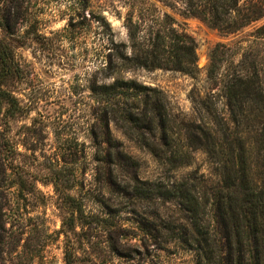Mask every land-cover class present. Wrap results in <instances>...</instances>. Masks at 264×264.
<instances>
[{
    "label": "rangeland",
    "instance_id": "obj_1",
    "mask_svg": "<svg viewBox=\"0 0 264 264\" xmlns=\"http://www.w3.org/2000/svg\"><path fill=\"white\" fill-rule=\"evenodd\" d=\"M21 3L23 16L9 17L13 33L0 22V55L9 69L2 89L19 103L17 110L9 109L4 100L0 110V131L12 145L11 152L7 146L2 153L9 188L0 215V264H196L194 251L166 230L180 215L177 206L157 194L144 199L136 193L146 183L162 186L193 177L216 181L213 160L197 152L190 166L170 170L114 122L109 126L113 151L121 150L135 165L94 159L91 127L97 105L92 89L104 82L108 34L101 21L104 17L110 23L113 39L128 43L124 22L129 15L137 21L167 13L195 39V76L143 69L124 73L163 92L172 110L189 118L199 114L198 101L211 95L227 115L219 88L209 78L212 51L223 46L218 56L222 75L230 61L239 62L255 45L253 33L264 25V17L225 34L186 16L181 0ZM254 52L263 59L264 39ZM84 215L94 219L92 226Z\"/></svg>",
    "mask_w": 264,
    "mask_h": 264
},
{
    "label": "trees",
    "instance_id": "obj_2",
    "mask_svg": "<svg viewBox=\"0 0 264 264\" xmlns=\"http://www.w3.org/2000/svg\"><path fill=\"white\" fill-rule=\"evenodd\" d=\"M4 3L5 8L0 7V22L12 32L15 28L12 29L9 17H22L23 5L21 0ZM181 3L186 16L199 18L225 34L238 33L264 17V0H181ZM128 17H132L124 22L128 43L113 39L112 26L104 17L101 21L108 34L101 69L104 82L101 85L96 82L92 89L97 105V121L91 127L96 148L94 159L99 161L101 156L105 162L125 160L135 165L121 150L113 151L111 122L162 159L170 170L190 166L194 154L203 153L216 165V181L208 183L193 177L162 186L146 183L148 187L138 189L136 194L144 199L157 194L164 203L177 206L180 215L166 230L194 251L196 264H264V57L254 52L255 45L264 39V25L253 33L255 45L239 62L230 61L222 75L218 56L223 46L212 51L209 78L219 88L227 115L221 114L211 95L198 101L199 114L188 118L172 110L163 92L127 79L124 73L143 69L195 76L198 73L195 39L179 30L175 19L167 13L162 18L142 17L137 21L134 14ZM5 62L0 55V110L4 100L9 109L17 110V99L2 89L9 75ZM107 80L112 82L106 83ZM7 146L11 152L12 145L0 131V215L9 188L2 155ZM79 206L83 213L82 202ZM85 220L87 225H93L94 219L85 216ZM105 223L109 224V220ZM107 231L110 235L112 228Z\"/></svg>",
    "mask_w": 264,
    "mask_h": 264
}]
</instances>
